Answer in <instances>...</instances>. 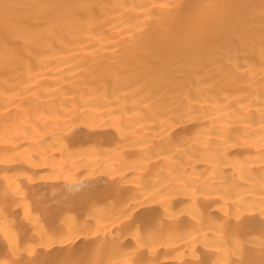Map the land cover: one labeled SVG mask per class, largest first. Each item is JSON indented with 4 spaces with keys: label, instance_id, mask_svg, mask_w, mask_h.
<instances>
[{
    "label": "bare ground",
    "instance_id": "obj_1",
    "mask_svg": "<svg viewBox=\"0 0 264 264\" xmlns=\"http://www.w3.org/2000/svg\"><path fill=\"white\" fill-rule=\"evenodd\" d=\"M0 264H264V0H0Z\"/></svg>",
    "mask_w": 264,
    "mask_h": 264
}]
</instances>
